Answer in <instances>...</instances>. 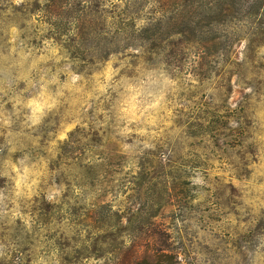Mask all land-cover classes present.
I'll list each match as a JSON object with an SVG mask.
<instances>
[{
	"label": "rangeland",
	"instance_id": "374dc122",
	"mask_svg": "<svg viewBox=\"0 0 264 264\" xmlns=\"http://www.w3.org/2000/svg\"><path fill=\"white\" fill-rule=\"evenodd\" d=\"M264 264V0H0V264Z\"/></svg>",
	"mask_w": 264,
	"mask_h": 264
},
{
	"label": "trees",
	"instance_id": "16d2710c",
	"mask_svg": "<svg viewBox=\"0 0 264 264\" xmlns=\"http://www.w3.org/2000/svg\"><path fill=\"white\" fill-rule=\"evenodd\" d=\"M143 263H145V264H150V263H148L147 261H143ZM152 264V263H151Z\"/></svg>",
	"mask_w": 264,
	"mask_h": 264
}]
</instances>
